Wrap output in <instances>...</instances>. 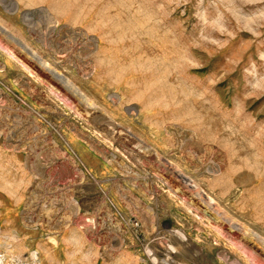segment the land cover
<instances>
[{
  "label": "rangeland",
  "instance_id": "rangeland-1",
  "mask_svg": "<svg viewBox=\"0 0 264 264\" xmlns=\"http://www.w3.org/2000/svg\"><path fill=\"white\" fill-rule=\"evenodd\" d=\"M3 51L0 264H264V0H0Z\"/></svg>",
  "mask_w": 264,
  "mask_h": 264
},
{
  "label": "bare ground",
  "instance_id": "bare-ground-1",
  "mask_svg": "<svg viewBox=\"0 0 264 264\" xmlns=\"http://www.w3.org/2000/svg\"><path fill=\"white\" fill-rule=\"evenodd\" d=\"M12 38V37H11ZM14 38V37H13ZM23 48H25L23 45H22ZM25 50L39 63V65H41L42 67H44L45 69H47L54 77H56L67 89L71 90L73 93H75L76 95H78L79 97H83V95L81 94L80 91H78L74 86L67 78L61 76L57 71H55L54 69H52L49 64L43 60L39 55H37L34 51L32 50H29L27 48H25ZM26 65V64H25ZM84 98V97H83ZM82 98V99H83ZM84 102L86 103L85 99H83ZM89 102V101H88ZM180 173V172H179ZM178 173V174H179ZM182 178L183 175L179 174ZM191 186H194V185H191ZM196 187V186H195ZM204 203L206 204V206L208 208H212V203H213V200L211 197H206L205 200H204ZM218 211V209H217ZM216 211V212H217ZM227 216V215H226ZM224 214H220V217L226 222V224H228L229 228L231 227L232 229H234L235 231L236 230H239L244 234H250L251 236L254 237V239L256 241H258L264 248V239L258 235L256 232L254 231H251L249 228L241 225L240 223L236 222L235 220H233L232 218L230 217H226ZM239 231H237L239 233Z\"/></svg>",
  "mask_w": 264,
  "mask_h": 264
},
{
  "label": "crops",
  "instance_id": "crops-1",
  "mask_svg": "<svg viewBox=\"0 0 264 264\" xmlns=\"http://www.w3.org/2000/svg\"><path fill=\"white\" fill-rule=\"evenodd\" d=\"M5 24L8 27V29L10 30V33H8L9 35L19 34L23 38L29 35V32L26 31V29L24 31V29L21 30V29L15 27L13 22L6 20ZM9 40H11V39L9 38ZM12 63H13V58L11 56H9V54L5 53V51H3V53H0V82L2 79H5V77H8L7 81L10 84L11 89H16V86L18 84L17 78H18L19 74H13V75H11V77H9L10 75H7V76L5 75V74H7V69L9 70L10 67H12V65H13ZM16 75H17V78H14V76H16Z\"/></svg>",
  "mask_w": 264,
  "mask_h": 264
}]
</instances>
